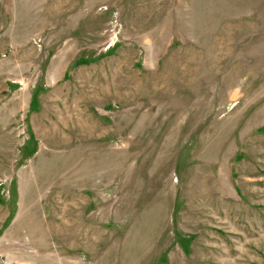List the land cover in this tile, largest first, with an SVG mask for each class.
<instances>
[{"label":"rangeland","instance_id":"obj_1","mask_svg":"<svg viewBox=\"0 0 264 264\" xmlns=\"http://www.w3.org/2000/svg\"><path fill=\"white\" fill-rule=\"evenodd\" d=\"M0 264H264V0H0Z\"/></svg>","mask_w":264,"mask_h":264}]
</instances>
